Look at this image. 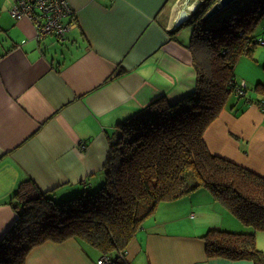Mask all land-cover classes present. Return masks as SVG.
Returning <instances> with one entry per match:
<instances>
[{"label": "crops", "instance_id": "0c3cea01", "mask_svg": "<svg viewBox=\"0 0 264 264\" xmlns=\"http://www.w3.org/2000/svg\"><path fill=\"white\" fill-rule=\"evenodd\" d=\"M65 1L72 13L61 18L69 29L58 43L54 36L37 40L29 18L10 15L18 0H0V239L15 221L11 197L22 183L34 184L35 196L60 195V202L88 187L99 191L108 139L117 137L118 125L150 104H173L195 86L190 27L173 29V22L200 0ZM254 32L264 46V17ZM263 74L254 71L258 79ZM232 96L204 143L211 154L264 177V115L253 104L234 115L231 105L241 102ZM191 195L156 205L126 248L127 264H254L206 257L200 233L213 224L199 220L226 214L233 224L236 217L205 189L182 216L177 201L188 204ZM171 205L177 213L163 214ZM159 213V220L151 218ZM255 249L264 257V232L256 233ZM99 258L96 249L68 239L32 249L24 264H97Z\"/></svg>", "mask_w": 264, "mask_h": 264}, {"label": "trees", "instance_id": "16d2710c", "mask_svg": "<svg viewBox=\"0 0 264 264\" xmlns=\"http://www.w3.org/2000/svg\"><path fill=\"white\" fill-rule=\"evenodd\" d=\"M217 1L203 0L181 25L191 27L193 91L165 107L150 104L118 125L117 137L108 139L99 191L59 203L35 196V185L22 183L11 197L18 207L13 205L15 221L0 239V264H24L32 249L68 239L96 249L107 264H127L126 248L156 205L199 187L250 229L247 234L208 230L200 237L206 257L264 264L255 249L256 233L264 232V177L211 154L203 137L237 94L236 63L252 58L259 46L254 29L264 17V0H235L204 21ZM237 96L241 104L231 105L234 115L252 104L264 115V98H247L245 90Z\"/></svg>", "mask_w": 264, "mask_h": 264}, {"label": "rangeland", "instance_id": "374dc122", "mask_svg": "<svg viewBox=\"0 0 264 264\" xmlns=\"http://www.w3.org/2000/svg\"><path fill=\"white\" fill-rule=\"evenodd\" d=\"M229 12H230V10H228L226 12V14L229 13ZM207 13L204 15V17L207 15ZM204 17H203V19H204ZM259 22L260 21H258V23ZM187 27H190V26H187ZM260 27H257V29H256L257 32H262L263 27L262 26H260ZM190 32H191V27H190ZM263 35H264V33H263ZM262 50L264 51V46H261V45L260 46H257L255 48L252 56H251L252 58L242 57L236 63V66H235V69H234V74H235L236 80L239 83L242 80H245V82H246L245 84H246L247 89L245 90V94H246V97L247 98H251V99H261V98H264V91H262V93H260L259 90H258V89H264V84H263L264 83V78H263V80H261V79H258L257 77H255L256 75H254V71H263V69L261 67L263 66L262 63L264 62V59H262V57H264V54L261 55L260 62L259 63H255L256 60H257L256 59V56H258L259 55V52L262 51ZM257 65H259V67H257ZM257 80H259L260 83H257L256 84ZM160 106H163V105H160ZM206 147L210 151L213 150V149H211L212 147L209 146V145H206ZM102 175H103L102 177H104V179H105L104 173H102ZM187 177H189L188 178V184L191 185V178L192 177L191 176H187ZM95 189H96V187H93V188L92 187H88V188L85 189L86 191H84V192L93 193V192L96 191ZM202 189L208 190L205 187H199V188L195 189L194 191L190 192L189 194L182 195V196H180L179 198L176 199V200H178L180 198H186V197H188L189 195L192 194L191 196L193 197V199H191L188 204L185 203V202L177 201V202H179L181 204L179 213L182 216H184V215L187 216L188 215L187 212H186L187 208L191 204H193L195 201H198V199H201V197L195 198V193L198 190H202ZM47 198L50 199L53 202H60L62 200L60 198V195L53 196V195L49 194L47 196ZM174 203H176V202H174ZM170 208L172 209L170 212H164L163 214H165V215L173 214L174 215V214L177 213L176 208H174L172 205L170 206ZM160 214L161 213L155 214V215L151 216V218H154V219H158L159 220L160 219V217H159ZM181 219L183 221V225H184L183 227H186L187 229L188 228H191V223H192L191 221L186 220V219H183V218H181ZM199 222L205 223V225L206 224H213V225H210L211 229H209V230H222V231H225L226 233H230V234H247V233L250 232V229L247 226H245L243 223H241V221H239V219H237V218H235V223L231 224V220H229L226 217V214H224V216L222 218H218V217L217 218H215V217H207L205 219H200ZM147 224L148 223H146L144 226H147ZM224 225H227L225 229H217V228L215 229L214 228V227H219V226H222L223 227ZM228 226L231 229H227ZM168 230L171 231V228H169ZM207 231H208V229L205 228V229H203L201 231L200 234H206Z\"/></svg>", "mask_w": 264, "mask_h": 264}, {"label": "built area", "instance_id": "2783aa9c", "mask_svg": "<svg viewBox=\"0 0 264 264\" xmlns=\"http://www.w3.org/2000/svg\"><path fill=\"white\" fill-rule=\"evenodd\" d=\"M185 1V0H184ZM71 11L65 0H18L10 10L16 19L29 18L35 25L37 40L50 35L61 39L67 31V25L61 22L62 17H69ZM244 87V86H243ZM237 95L241 91L236 89ZM107 258H100L97 264H107Z\"/></svg>", "mask_w": 264, "mask_h": 264}, {"label": "water", "instance_id": "95a60500", "mask_svg": "<svg viewBox=\"0 0 264 264\" xmlns=\"http://www.w3.org/2000/svg\"><path fill=\"white\" fill-rule=\"evenodd\" d=\"M235 0H218L215 4L211 6V8L207 11V15L204 17V21L208 20L215 14H217L220 10L224 9L227 5L231 4ZM186 3V0L184 1V4ZM202 4V2L190 5V6H185L184 9H182L178 15L175 16L174 22H173V29L178 28L180 25L184 24L190 17V15L196 10V7ZM48 36V35H47ZM45 36V37H47ZM45 37L39 39L43 40ZM51 37V36H50ZM56 40V39H55Z\"/></svg>", "mask_w": 264, "mask_h": 264}, {"label": "clouds", "instance_id": "9594fccd", "mask_svg": "<svg viewBox=\"0 0 264 264\" xmlns=\"http://www.w3.org/2000/svg\"><path fill=\"white\" fill-rule=\"evenodd\" d=\"M182 1L184 2V0H182ZM206 13H207V12H206ZM67 28L69 29V26H67ZM68 29H67L65 35L63 36V38H61V39H56V41H57L58 43H62V42H60V41H62V40L65 38L66 34L68 33ZM48 36H50V35H48ZM51 37H52V36H51ZM238 85H239V86H238L236 89H238V90H240V91L246 90V86L243 87L244 84H240V83H239ZM233 95H235L236 98H238L237 94H233ZM262 105L264 106V102L262 103Z\"/></svg>", "mask_w": 264, "mask_h": 264}, {"label": "flooded vegetation", "instance_id": "af4514ba", "mask_svg": "<svg viewBox=\"0 0 264 264\" xmlns=\"http://www.w3.org/2000/svg\"><path fill=\"white\" fill-rule=\"evenodd\" d=\"M202 1H203V0H200V2H202ZM197 7H198V6H197ZM197 7H196V8H197Z\"/></svg>", "mask_w": 264, "mask_h": 264}]
</instances>
